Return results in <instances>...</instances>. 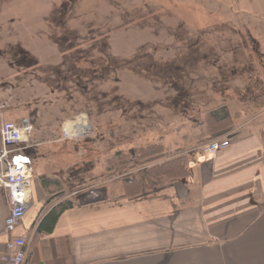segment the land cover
<instances>
[{
  "label": "crops",
  "instance_id": "crops-1",
  "mask_svg": "<svg viewBox=\"0 0 264 264\" xmlns=\"http://www.w3.org/2000/svg\"><path fill=\"white\" fill-rule=\"evenodd\" d=\"M154 1L156 10L192 11V20L182 18L191 35L171 39L170 52L154 44L148 52L132 54L147 42H126L121 85L130 100L119 102L116 88L107 96L116 107L112 112L122 109L126 143L155 134L154 143L164 155L156 165L183 160L187 175L174 180L161 176L152 189L107 183L81 198H67L72 208L45 232L40 223L58 202L46 203L48 191L38 178L47 174L34 171L30 204L11 234L5 230L7 194L0 187V255L9 240L27 235L25 264H264V0ZM175 14L181 20V12ZM182 46L186 55L180 54ZM29 61L0 60L7 78L15 74L22 81L14 92L19 100L0 104V127L6 120L27 118L23 115L33 112L31 97L52 93L57 86L51 85L57 76L49 74L48 87L30 90L35 64ZM143 61L151 68H135ZM221 110L226 118L213 121L210 113ZM168 125L169 138L162 131ZM217 136H227L229 146L210 157L203 148ZM140 149L144 147L128 149L123 162H144L137 156ZM10 160L22 157L16 152ZM147 168L131 169L127 176L141 179Z\"/></svg>",
  "mask_w": 264,
  "mask_h": 264
},
{
  "label": "rangeland",
  "instance_id": "rangeland-1",
  "mask_svg": "<svg viewBox=\"0 0 264 264\" xmlns=\"http://www.w3.org/2000/svg\"><path fill=\"white\" fill-rule=\"evenodd\" d=\"M154 2L0 0V60L31 59L29 63L33 61L35 64L29 80L32 91L48 87L49 74L57 76L51 81V85L57 82L52 93L42 96L35 93L30 102L33 112L30 110L23 115L29 120L34 118L30 143L35 141L39 145L34 147L37 159L30 163L31 169L33 172L44 169L49 178L59 182L58 192L47 195V204L65 197L81 198L89 190L104 187L107 183L106 186L112 187L128 177L127 172L131 169L137 172L150 164L135 159L131 164L123 162L122 157L130 156L128 149L158 146L159 143H154L155 134L145 136L140 142L126 143L122 109L112 112L116 107L109 104L107 94L116 88L119 102L130 100L123 94L125 89L121 85V56L125 53L123 45L126 42L146 40L147 43L143 47L136 46L132 54L148 52L154 44L167 47L165 51L170 52L171 39L190 37L191 34H187L189 28L182 19L188 15L187 10H156ZM163 9H167L165 4ZM179 11L181 20L175 14ZM192 13L188 15L190 20ZM95 40L99 45L92 47ZM148 45L150 47L146 48ZM85 49L88 51L81 53ZM185 49L186 46L179 48V51L183 50L180 54L186 55ZM101 55L106 61L99 57ZM3 62L1 65L4 66ZM151 65L143 61L135 68L146 70ZM8 74L0 67L1 105H12L19 100L14 92L21 87L19 83L22 81L15 74L10 80L6 77ZM148 86V90L154 92L151 85ZM158 86L164 99L165 88L160 83ZM147 102L154 103L149 97ZM5 106L3 111L6 112ZM78 114L88 118L91 128L87 136L61 141L62 124L72 121ZM162 131L165 137H170L169 125ZM154 165L155 162L151 163Z\"/></svg>",
  "mask_w": 264,
  "mask_h": 264
},
{
  "label": "built area",
  "instance_id": "built-area-1",
  "mask_svg": "<svg viewBox=\"0 0 264 264\" xmlns=\"http://www.w3.org/2000/svg\"><path fill=\"white\" fill-rule=\"evenodd\" d=\"M81 124L73 122L72 130L63 129V140L87 136L89 127L84 118ZM31 133V126L27 120H21L19 124L3 123L0 130L2 153L0 154V187L7 192L9 215L6 219L5 229L12 233L19 225L24 212L29 205V180L31 169L27 164L9 162L7 159L15 149L13 146L26 142ZM229 146L228 140L217 138L211 141L204 152L209 156H215L221 150ZM30 241L26 236L11 239L6 244V253L0 255V264H25Z\"/></svg>",
  "mask_w": 264,
  "mask_h": 264
},
{
  "label": "trees",
  "instance_id": "trees-1",
  "mask_svg": "<svg viewBox=\"0 0 264 264\" xmlns=\"http://www.w3.org/2000/svg\"><path fill=\"white\" fill-rule=\"evenodd\" d=\"M87 51L88 50L85 49L82 50L81 53H85ZM210 114L213 121H222L224 118H226L225 110H221L220 112L216 113L212 112ZM34 151L35 150L31 148L22 153L27 162L32 163V161L34 160ZM137 156L145 163H151L157 161V159H160V157L162 158L164 155L160 147L151 146L138 150ZM186 175L187 170L185 169V162L183 160H175L172 162L168 161L160 165H155L145 169L143 171L141 179L132 176L124 178L120 180V182L122 184H140V186L144 185V187H146L147 189H152L158 185L159 178L161 176H166L168 179L174 180L177 178H183ZM38 182L42 190H47L49 195H53L58 192L57 187L59 185V182L57 180L48 178L47 175H41L38 178ZM59 191H61V189ZM72 206L73 204L69 199H63L59 201L58 204L54 208H52L46 215V217L41 221L39 230L50 232L53 229L58 216L63 211L72 208Z\"/></svg>",
  "mask_w": 264,
  "mask_h": 264
},
{
  "label": "bare ground",
  "instance_id": "bare-ground-1",
  "mask_svg": "<svg viewBox=\"0 0 264 264\" xmlns=\"http://www.w3.org/2000/svg\"><path fill=\"white\" fill-rule=\"evenodd\" d=\"M82 121L84 122V120H83L82 118H78V119L76 120V123L81 124ZM66 125H67L66 130L71 132V130H72V124H71V123H67Z\"/></svg>",
  "mask_w": 264,
  "mask_h": 264
},
{
  "label": "clouds",
  "instance_id": "clouds-1",
  "mask_svg": "<svg viewBox=\"0 0 264 264\" xmlns=\"http://www.w3.org/2000/svg\"><path fill=\"white\" fill-rule=\"evenodd\" d=\"M65 127H67V125H65Z\"/></svg>",
  "mask_w": 264,
  "mask_h": 264
}]
</instances>
